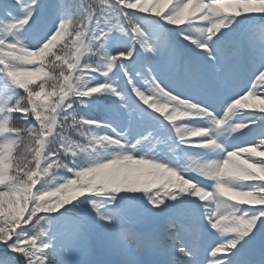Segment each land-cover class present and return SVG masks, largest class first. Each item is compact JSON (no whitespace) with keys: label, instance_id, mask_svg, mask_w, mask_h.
<instances>
[{"label":"snow or ice","instance_id":"snow-or-ice-1","mask_svg":"<svg viewBox=\"0 0 264 264\" xmlns=\"http://www.w3.org/2000/svg\"><path fill=\"white\" fill-rule=\"evenodd\" d=\"M0 264H264V0H0Z\"/></svg>","mask_w":264,"mask_h":264},{"label":"rangeland","instance_id":"rangeland-1","mask_svg":"<svg viewBox=\"0 0 264 264\" xmlns=\"http://www.w3.org/2000/svg\"><path fill=\"white\" fill-rule=\"evenodd\" d=\"M245 111H248V110H245ZM244 146L247 147V146H249V145H248V144H245Z\"/></svg>","mask_w":264,"mask_h":264}]
</instances>
